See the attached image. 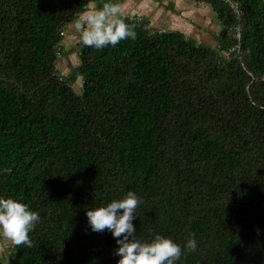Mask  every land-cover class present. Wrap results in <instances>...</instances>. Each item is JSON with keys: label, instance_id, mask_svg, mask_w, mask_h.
<instances>
[{"label": "trees", "instance_id": "trees-1", "mask_svg": "<svg viewBox=\"0 0 264 264\" xmlns=\"http://www.w3.org/2000/svg\"><path fill=\"white\" fill-rule=\"evenodd\" d=\"M88 1L0 0V197L41 218L7 264H117L86 210L129 190L138 240L183 248L195 234L177 264H264V0H203L214 46L126 16L135 40L77 41L59 74L63 30Z\"/></svg>", "mask_w": 264, "mask_h": 264}, {"label": "clouds", "instance_id": "clouds-1", "mask_svg": "<svg viewBox=\"0 0 264 264\" xmlns=\"http://www.w3.org/2000/svg\"><path fill=\"white\" fill-rule=\"evenodd\" d=\"M135 24L127 22L124 9L118 2L93 5L73 22L78 42L97 50L116 46L121 40L137 38ZM142 199L127 191L120 199L86 210L89 226L94 232L110 230L116 239L119 256L117 264H177L183 256L196 251L195 234H191L183 248L173 239L154 234L149 241L138 240L132 223ZM40 216L28 205L15 199L0 197V236L18 247H34L30 233L40 223Z\"/></svg>", "mask_w": 264, "mask_h": 264}, {"label": "crops", "instance_id": "crops-1", "mask_svg": "<svg viewBox=\"0 0 264 264\" xmlns=\"http://www.w3.org/2000/svg\"><path fill=\"white\" fill-rule=\"evenodd\" d=\"M105 2L120 3L125 16L146 18L153 29L179 30L196 40H200L206 33L212 35L221 30V23L215 12L203 0H106ZM93 5H96L94 1H88L85 11ZM67 28L68 33L71 30L75 31L73 22ZM75 35L78 36L77 33Z\"/></svg>", "mask_w": 264, "mask_h": 264}, {"label": "rangeland", "instance_id": "rangeland-1", "mask_svg": "<svg viewBox=\"0 0 264 264\" xmlns=\"http://www.w3.org/2000/svg\"><path fill=\"white\" fill-rule=\"evenodd\" d=\"M76 32L71 30L68 33V28L63 30V36L61 40L62 50L61 54H57V68L59 74H66L71 69L72 65H75L77 62L75 43L78 40V36L75 35ZM199 42L205 43L209 46L216 45L215 35H211L209 33L204 34ZM71 50V51H70ZM64 76V75H62ZM80 80L76 79L73 84L74 90L76 92L81 91V87L79 86ZM14 254V248L10 241L5 239L3 236H0V260L2 263L7 264L9 262V258Z\"/></svg>", "mask_w": 264, "mask_h": 264}, {"label": "built area", "instance_id": "built-area-1", "mask_svg": "<svg viewBox=\"0 0 264 264\" xmlns=\"http://www.w3.org/2000/svg\"><path fill=\"white\" fill-rule=\"evenodd\" d=\"M225 3L228 4V6L234 11V12H238V5L237 3L235 2V0H223ZM239 26H236L235 29H234V35L236 36V38H239ZM239 46L238 44L234 45L233 47L230 48V50H235L237 49ZM224 53L226 54V52L224 51ZM57 54H59L57 52Z\"/></svg>", "mask_w": 264, "mask_h": 264}, {"label": "water", "instance_id": "water-1", "mask_svg": "<svg viewBox=\"0 0 264 264\" xmlns=\"http://www.w3.org/2000/svg\"><path fill=\"white\" fill-rule=\"evenodd\" d=\"M106 0H104V2H105Z\"/></svg>", "mask_w": 264, "mask_h": 264}]
</instances>
